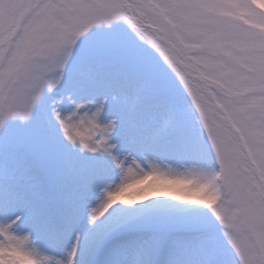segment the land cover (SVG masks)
<instances>
[{
    "label": "snow or ice",
    "instance_id": "1",
    "mask_svg": "<svg viewBox=\"0 0 264 264\" xmlns=\"http://www.w3.org/2000/svg\"><path fill=\"white\" fill-rule=\"evenodd\" d=\"M0 264H264V0H0Z\"/></svg>",
    "mask_w": 264,
    "mask_h": 264
}]
</instances>
